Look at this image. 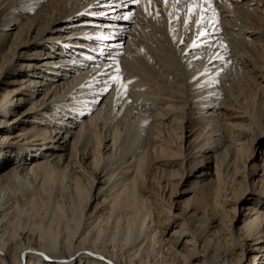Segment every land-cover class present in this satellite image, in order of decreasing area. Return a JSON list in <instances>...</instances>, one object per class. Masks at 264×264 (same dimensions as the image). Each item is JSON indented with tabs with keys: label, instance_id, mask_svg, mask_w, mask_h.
Wrapping results in <instances>:
<instances>
[{
	"label": "bare ground",
	"instance_id": "1",
	"mask_svg": "<svg viewBox=\"0 0 264 264\" xmlns=\"http://www.w3.org/2000/svg\"><path fill=\"white\" fill-rule=\"evenodd\" d=\"M155 162L198 177L182 206ZM8 165L0 264H264V0H0Z\"/></svg>",
	"mask_w": 264,
	"mask_h": 264
},
{
	"label": "rangeland",
	"instance_id": "2",
	"mask_svg": "<svg viewBox=\"0 0 264 264\" xmlns=\"http://www.w3.org/2000/svg\"><path fill=\"white\" fill-rule=\"evenodd\" d=\"M139 5H140V3L139 4L136 3L133 8L136 9V8L139 7ZM131 17H133V16H131ZM178 17H177V21L175 19L173 20V24L177 22V28H179L181 26V23H179V21H180V19H182L181 18V15L178 16ZM76 21H78V20H76ZM133 23H134V20H133V22L129 21L128 23H126L127 25H125L126 27H124V29H125L124 31H126L128 33L130 31V27L133 25ZM178 30L179 29H177V31ZM189 34L190 33L188 32L187 35L189 36ZM185 41H187V39H185ZM123 45L125 46V43ZM123 45H122V47H124ZM254 57H256V55ZM197 63H198V61H197ZM82 71H84V68L82 69ZM237 82H236V85L239 86V88H241L242 87L241 86V83L240 82L237 83ZM218 101H219V104L220 103L222 104L221 100H218ZM226 103H227V105H226ZM226 103L223 104V105L228 106L229 105V102H226ZM28 106H29V103L26 104L22 108V111L25 108H27ZM210 112L211 111H209V113ZM228 114L229 115L225 116V119L228 118L229 120H232L233 121V119H231L230 113H228ZM223 119H224V117H223ZM196 127H198V126H196ZM173 128L174 127H168V128H166V130L164 129L163 132L169 131V130H171ZM147 157H148V155L146 156V158L143 159V168L148 163L149 157H148V160H147ZM159 157L160 158H164V157H167V156H164V155H162L160 153H154L153 154V158L154 159H158ZM158 164H159V162H155V165L154 166H157L158 167ZM10 167H11V165L5 166L3 168L1 167V169H0L1 174H5L6 171L10 170ZM204 167L205 166L200 167L199 170L197 171V174H200L204 170ZM145 169H146V167H145ZM145 169H143L144 177H146V178L148 177L147 179H149V178L151 179V181L148 183L149 188L153 192H155L157 194H160L162 196H165L166 197V195L167 196L169 195L168 196L169 200L172 203L174 202L173 204L179 203V206H182L188 200V198L193 195V192H192L193 191V187H194L195 183L199 180L197 176H191V175H188L187 176L186 171H185V169L183 167L180 169V167L177 166V167L174 168L175 170L174 169L171 170V169H168V168L165 169V168H162V167H160V168L158 167V169H157L155 167V169H152V171L149 172V173ZM184 175H185V177H184ZM51 177L53 179V182L59 183L62 180L63 174H62V172L57 171V172L51 174ZM160 182H162L161 183L162 185H165L166 184L165 182H169V185L162 186V185H160ZM10 186H17V185L16 184H13V185H10ZM20 186H23V184L22 185L20 184ZM74 198H75V202H78V203H80L81 200L84 199V197L82 199V196L80 194H76V193H75ZM53 200H54V202H53ZM77 200H80V202L77 201ZM54 204H55L56 207L54 206ZM70 204L71 203L69 202V200L66 201V199H60V198L59 199L58 198L57 199H54L53 198V199H49V200L48 199L47 200L45 199V200H43V202L42 201H39L38 203L35 204L36 205V207H35V211L36 212L35 213L37 214V216L35 218H38L39 219L38 221L43 220L45 223H47V221L51 220L52 218L56 219L55 222L58 221L57 219H60L62 217L69 218V213H68L69 208H68V206L70 207ZM39 207H41V208H39ZM57 207H60V209H58ZM64 207H66V208H64ZM61 209H63V210H61ZM166 209H169V207L167 206ZM169 210H171V209H169ZM245 210H243V215L245 213ZM60 211L62 212V214L60 213ZM172 213H174L173 210H172ZM65 220L66 219H64V221ZM178 225H181V223L178 224ZM178 227L179 226H177V228ZM251 264H253V263L251 262Z\"/></svg>",
	"mask_w": 264,
	"mask_h": 264
},
{
	"label": "snow or ice",
	"instance_id": "3",
	"mask_svg": "<svg viewBox=\"0 0 264 264\" xmlns=\"http://www.w3.org/2000/svg\"><path fill=\"white\" fill-rule=\"evenodd\" d=\"M137 2H138V0H137ZM205 2L210 4L211 3V0H205ZM128 18L129 17H123V19H128Z\"/></svg>",
	"mask_w": 264,
	"mask_h": 264
}]
</instances>
